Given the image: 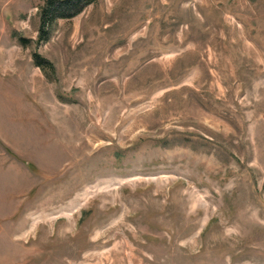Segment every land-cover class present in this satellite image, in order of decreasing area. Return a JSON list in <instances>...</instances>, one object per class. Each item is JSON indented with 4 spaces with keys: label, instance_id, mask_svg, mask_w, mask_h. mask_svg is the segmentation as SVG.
<instances>
[{
    "label": "rangeland",
    "instance_id": "obj_1",
    "mask_svg": "<svg viewBox=\"0 0 264 264\" xmlns=\"http://www.w3.org/2000/svg\"><path fill=\"white\" fill-rule=\"evenodd\" d=\"M43 5L0 0V264H264V0H94L39 38Z\"/></svg>",
    "mask_w": 264,
    "mask_h": 264
},
{
    "label": "trees",
    "instance_id": "obj_2",
    "mask_svg": "<svg viewBox=\"0 0 264 264\" xmlns=\"http://www.w3.org/2000/svg\"><path fill=\"white\" fill-rule=\"evenodd\" d=\"M94 0H44V5L39 11L40 15V30L38 37L41 38L44 34V26L52 23L57 18H71L79 14L83 8ZM22 39H20L21 41ZM34 62L37 66H42L43 59L34 53Z\"/></svg>",
    "mask_w": 264,
    "mask_h": 264
},
{
    "label": "crops",
    "instance_id": "obj_3",
    "mask_svg": "<svg viewBox=\"0 0 264 264\" xmlns=\"http://www.w3.org/2000/svg\"><path fill=\"white\" fill-rule=\"evenodd\" d=\"M0 184H4V183H1V182H0Z\"/></svg>",
    "mask_w": 264,
    "mask_h": 264
}]
</instances>
